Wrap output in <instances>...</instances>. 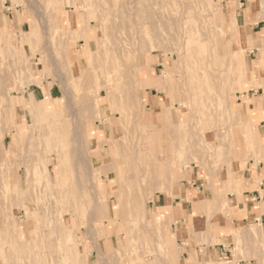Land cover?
I'll list each match as a JSON object with an SVG mask.
<instances>
[{"label": "rangeland", "instance_id": "obj_1", "mask_svg": "<svg viewBox=\"0 0 264 264\" xmlns=\"http://www.w3.org/2000/svg\"><path fill=\"white\" fill-rule=\"evenodd\" d=\"M92 1L0 0V100H8L0 111V264H179L168 240L174 231L152 208L154 196L173 199L203 184L213 198L186 197L189 216L200 232L205 227L198 235L190 226V239L212 245L218 238H209V226L214 212L229 215L227 194L262 181L261 0ZM79 17L91 26L88 39L76 38ZM138 68L160 84L140 90L142 120ZM102 84L114 94L100 90L99 104L84 109L81 96H96ZM37 86L41 101L21 98ZM249 175L252 185L232 188ZM102 200L106 211L92 210ZM193 202L207 206L192 212ZM14 221L25 245L11 231Z\"/></svg>", "mask_w": 264, "mask_h": 264}, {"label": "crops", "instance_id": "obj_2", "mask_svg": "<svg viewBox=\"0 0 264 264\" xmlns=\"http://www.w3.org/2000/svg\"><path fill=\"white\" fill-rule=\"evenodd\" d=\"M30 95L35 101H41L45 96L42 88L38 86L32 88L30 94L28 91H24L21 98L29 100ZM7 136L8 134L4 133L1 145L6 142ZM258 171L263 176L259 189L249 190L246 188L239 192L227 194L229 199L228 218L223 213L214 212V220L210 224L209 234H207L209 238L211 237V240L212 238H218L212 245H195L190 239V226H192L193 231H197L198 235L205 233V227H203V232H200L201 225L196 223L199 219H195L192 216L193 213L189 216L190 205L186 197L190 196L196 198L197 201L204 202L207 198H213V195H210V192L202 186L203 184L190 190L187 187V189L181 190L179 196H174L173 199L162 193H157L154 196L152 208L155 212L161 213L166 222H169L170 229L174 231L173 234H168L171 237L170 240L174 238L177 245L176 251L174 250L175 252L172 251L171 253L173 260L177 262L183 260L179 264H184L188 260H192V264H206L208 262L218 264L224 263L221 262L223 259L227 260L225 261L226 264H264V166ZM253 179L254 176L252 175L241 179L235 178L237 182L233 183L232 188L237 185L240 189L242 186H250ZM204 206H207V203ZM204 206L193 202L192 212H197ZM156 226V224L151 223L149 230L156 231ZM242 230L244 233L241 232L240 237L233 239L232 233ZM253 231L256 232V238L254 235H250ZM235 240L241 242L239 252L235 249Z\"/></svg>", "mask_w": 264, "mask_h": 264}, {"label": "bare ground", "instance_id": "obj_3", "mask_svg": "<svg viewBox=\"0 0 264 264\" xmlns=\"http://www.w3.org/2000/svg\"><path fill=\"white\" fill-rule=\"evenodd\" d=\"M59 1V0H58ZM95 2L97 1V0H94ZM138 1V0H137ZM91 2H93L92 0H90V3ZM31 3V2H30ZM33 3V2H32ZM31 3V6H32V8L34 7L33 5L34 4H32ZM94 3V2H93ZM137 3V2H136ZM95 4V3H94ZM94 4H90L89 6H91V7H93V6H95ZM97 4H98V2H97ZM261 10L264 12V0H261ZM37 5V4H36ZM60 6V5H59ZM86 6V5H85ZM98 6H99V4H98ZM98 6H96L97 7V9H98ZM58 7V6H57ZM91 7H89V8H91ZM31 9V8H30ZM29 9V10H30ZM97 9H96V12H97ZM32 10V9H31ZM99 10V12H101L102 10L99 8L98 9ZM35 11V10H34ZM94 11H95V8H94ZM105 10H104V8H103V11H102V15H103V12H104ZM96 15H98L97 13H96ZM95 15V16H96ZM100 15H101V13H100ZM104 15H105V13H104ZM78 17V16H77ZM100 18V17H99ZM106 18V17H105ZM218 18V17H217ZM216 18V19H217ZM220 23H221V16H220ZM258 19L259 20H264V16H259L258 17ZM96 20L97 21H99L100 22V20H98V18H96ZM137 21V20H136ZM144 22V21H143ZM229 22V25H234L235 23H236V19H235V17L234 16H232V18H231V21H228ZM76 23V31H75V33L78 35V33H79V35L77 36L76 34V38H78V37H82V38H85V39H88L89 38V36H87L89 33H90V28H91V26H88V25H86V26H88L87 28L85 27V25L83 26V24H82V21H81V18L79 17L78 19H77V21L75 22ZM111 25V24H110ZM112 26V25H111ZM118 27V26H117ZM111 28V27H110ZM108 29H109V27H108ZM107 29V30H108ZM117 30H118V28H117ZM139 30V29H138ZM116 32V31H115ZM137 32V31H136ZM20 34V33H19ZM86 34V35H85ZM248 34H251L250 33V31H248ZM73 37V36H72ZM171 37V36H170ZM118 38V37H117ZM160 38V37H159ZM172 39V38H171ZM214 44V43H213ZM202 46V45H201ZM85 47L87 48L88 47V45H87V43L85 44ZM212 47V46H211ZM171 48V47H170ZM205 49V48H204ZM87 50V49H86ZM147 51H148V49H147ZM212 51V50H211ZM101 52V51H100ZM98 53H99V51H98ZM215 53V52H214ZM112 55V54H111ZM211 55H213L212 53H211ZM215 56H216V54H215ZM77 58V57H76ZM79 58V57H78ZM101 58V57H100ZM111 58V57H110ZM213 58H214V56H213ZM101 60V59H100ZM109 60V59H108ZM215 61L217 62V59H215ZM127 62V61H126ZM125 62V63H126ZM108 63H110L109 61H108ZM129 63H130V61H129ZM230 63V62H229ZM217 64V63H216ZM108 66H109V64H107V68H108ZM129 66V65H128ZM110 67V66H109ZM114 68V67H113ZM129 68V67H128ZM258 68V67H257ZM110 69V68H109ZM108 69V70H109ZM130 69V68H129ZM128 69V70H129ZM111 71V70H110ZM130 71V70H129ZM116 72V71H115ZM136 73L133 75V79H134V77H135V81L137 82V86H139L140 88H138V89H136V92L134 93L135 94V98L137 99V101H138V103H139V108L140 109H142V111H141V113H140V120H142V119H146L145 117H144V115H143V105H144V102H145V95L143 94V95H141L140 94V90H142V89H145V87L146 86H150V85H155V86H157V88L160 86V84L155 80V77H153L152 75H151V73L147 76L146 74H145V72L142 70V69H137V71H135ZM86 74V73H85ZM84 74V75H85ZM4 75V74H3ZM83 75V76H84ZM82 76V77H83ZM87 76H88V74H87ZM4 77H2V79H3ZM84 78H86V76L84 77ZM1 79V80H2ZM5 79V78H4ZM263 80V79H262ZM262 80H260V82L258 83V88L260 87V88H262V90H263V93H264V80L262 81ZM101 81V80H100ZM99 81V82H100ZM108 83V82H107ZM107 85H109V84H102L101 86H100V89L99 90H96L95 91V95L96 96H94V97H92V98H90L88 95H86V94H84L83 96H81V98H80V101H82V107L84 108V109H89V108H91V107H94V106H96V105H98L99 104V101H98V99H97V93H98V91H100V90H105L106 91V95H107V97L110 95V93L111 94H114V91H113V89H115V87L112 89V90H110L108 87H107ZM111 85H109V87H110ZM160 88V87H159ZM162 88V87H161ZM109 89V90H108ZM169 89V91L171 90V88L169 87L168 88ZM67 91V90H66ZM111 91H113V92H111ZM127 91H128V89H127ZM145 91V90H144ZM87 92V91H86ZM91 92V91H90ZM89 92V93H90ZM88 93V94H89ZM123 93V92H122ZM127 93H130V91L129 92H127ZM133 94V93H132ZM127 95L128 94H126V97H127ZM2 97H1V100H0V111H2L1 110V108L2 107H4V108H6L7 109V102H8V100H7V98L4 96V95H1ZM114 96V95H113ZM129 96H132V95H130L129 94ZM112 97V96H111ZM122 98V97H121ZM127 99H129L130 100V98H127ZM109 100V99H108ZM131 100H133V99H131ZM131 100L130 101H128V102H126L125 103V105H127V106H125L126 107V109H128L127 107H131L130 106V104L129 103H131ZM179 102H180V104L181 103H183L184 105H186V103H187V100L185 101V100H181V99H179L178 100ZM20 102H24L22 99L20 100ZM84 102V103H83ZM25 103V102H24ZM10 106V105H9ZM15 106V104L14 105H12V107H14ZM73 106V105H72ZM248 106V105H247ZM10 108V107H9ZM96 109H99V106L96 108ZM163 109V111H165V112H168V113H166V114H168V117L169 116H171V112H170V106H167V107H163L162 108ZM4 111H5V109H4ZM71 111H74V109L73 108H71ZM93 111H94V109H93ZM116 111V110H115ZM128 111V110H127ZM249 111V110H248ZM129 113V112H128ZM130 113H132V115H133V112L131 111V108H130ZM165 114V115H166ZM1 116V115H0ZM3 117V116H2ZM262 117V116H261ZM2 119V118H1ZM54 119V116H53V118H52V120H51V125H58V123L59 122H56V121H54L53 120ZM172 122V121H171ZM182 123V122H181ZM53 127V131L54 132H56V131H58V127L56 126V127ZM138 126V125H137ZM174 126V125H173ZM145 127V126H144ZM147 127V126H146ZM150 133V132H149ZM254 133H256L255 131H254ZM253 133V136L255 135L256 136V134H254ZM48 134V132H46V131H44V135L46 136ZM252 136V142H254V143H257L258 145L260 144V146L262 145V143H263V140L262 139H259L258 140V138H254ZM136 148V151H137V155L139 154H142L141 153V151L139 150V148L136 146L135 147ZM135 148H134V150H135ZM262 150H264V148L263 147H260ZM0 151H3V150H1L0 149ZM147 153V152H146ZM257 153V152H256ZM56 154H57V156L59 157V158H61L62 157V151H61V149L59 150V151H56ZM65 154V153H64ZM0 155H2V152H0ZM56 156V157H57ZM147 156H148V153H147ZM57 157V158H58ZM127 157H125V159H126ZM65 159V158H64ZM124 159V160H125ZM80 161V163H81V160H79ZM125 161H127V159L125 160ZM129 161V160H128ZM52 162V161H51ZM126 163V165L127 166H125V167H128L127 169H129V166H130V164H129V162H125ZM125 170H126V168H125ZM126 172H127V170H126ZM129 173H130V171H129ZM127 175V174H126ZM131 176H132V174H131ZM131 176L130 175H127V177H128V179L127 180H129L130 178H131ZM132 177H134V174H133V176ZM136 177V176H135ZM140 177V176H139ZM144 177V176H143ZM138 178V177H137ZM132 179V178H131ZM125 181H126V178H125ZM132 183V182H131ZM129 184V183H128ZM145 185V184H144ZM92 186V185H91ZM132 186V185H131ZM134 187V186H133ZM132 187V188H133ZM143 188V187H142ZM90 189H92V188H90ZM94 190V189H93ZM131 190H133V189H131ZM89 191V190H88ZM142 191H143V189H142ZM95 192V191H94ZM95 195V194H94ZM132 195V194H131ZM134 195H136V194H134ZM91 197H92V194H91ZM136 196H133V200H134V198H135ZM118 202V201H117ZM120 202V201H119ZM122 202V201H121ZM21 203V202H20ZM101 203H102V205H97V204H95L93 207H92V210H94V211H97V213H98V211L100 212V210L101 211H106V205H107V203H106V201L105 200H102L101 201ZM19 204V203H18ZM17 204V205H18ZM94 204V203H93ZM122 205V204H121ZM116 206H118L117 207V209H119V205H116ZM121 207V206H120ZM39 209V208H38ZM117 211V210H116ZM228 211V210H227ZM30 214H32L31 212H29ZM94 213L92 212V215H93ZM44 216V215H43ZM91 218H92V216H90ZM93 218H94V215H93ZM90 221H91V219H90ZM9 223H10V221H9ZM48 225V224H47ZM0 226L2 227V225L0 224ZM11 226H12V228H11V231L12 232H14L19 238H20V245L22 246V245H25L26 244V241L25 242H23L22 241V235H21V232L22 233H24L25 234V231H21V230H19L18 229V227H17V223H16V221H14L13 223H11ZM6 228V227H5ZM25 229V228H24ZM90 229V228H89ZM256 234V233H255ZM171 237L168 235V239H170ZM27 245H29V244H27ZM33 251V250H32ZM176 251V250H175ZM174 251V252H175ZM149 263H151V262H149ZM218 264H223V263H218Z\"/></svg>", "mask_w": 264, "mask_h": 264}]
</instances>
